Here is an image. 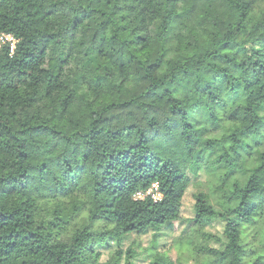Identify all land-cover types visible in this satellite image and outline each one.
Segmentation results:
<instances>
[{
    "label": "trees",
    "instance_id": "obj_1",
    "mask_svg": "<svg viewBox=\"0 0 264 264\" xmlns=\"http://www.w3.org/2000/svg\"><path fill=\"white\" fill-rule=\"evenodd\" d=\"M0 35V264H264V0H0Z\"/></svg>",
    "mask_w": 264,
    "mask_h": 264
},
{
    "label": "rangeland",
    "instance_id": "obj_2",
    "mask_svg": "<svg viewBox=\"0 0 264 264\" xmlns=\"http://www.w3.org/2000/svg\"><path fill=\"white\" fill-rule=\"evenodd\" d=\"M5 41H12L10 36L0 35V44ZM254 161L253 158H249L245 160V167L249 168ZM226 169L224 167L217 166L207 168L205 171H201L200 176L195 179L194 184L188 188L186 191L183 202H182V218L181 222H174L171 226L163 228L161 231V237L158 240V248L160 250H166L169 256L174 259H180L181 262L190 261V257L192 256L191 252L188 249V245L183 236L185 234L184 230L188 228L190 223V217L193 213L192 203H193V194L197 190H204L205 192L210 193L212 197V202L217 208L224 207L226 204L219 196V192L217 187H222L225 189L227 187V183L230 181L225 178ZM241 182L244 181V175L239 172L235 174ZM199 182V184L197 183ZM214 227L206 228L207 231H211L215 234H220L222 224L216 221L213 224ZM132 240H135L139 244V248L135 246V255H134V264H145L148 260L147 253L145 251L146 246L151 240V233H147L145 235H141L137 237L136 235H131L125 240L126 244H129Z\"/></svg>",
    "mask_w": 264,
    "mask_h": 264
},
{
    "label": "built area",
    "instance_id": "obj_3",
    "mask_svg": "<svg viewBox=\"0 0 264 264\" xmlns=\"http://www.w3.org/2000/svg\"><path fill=\"white\" fill-rule=\"evenodd\" d=\"M153 191H154V193L152 194V196H153L154 198L158 197L159 195H158V193H157V189H156L155 186H153ZM155 191H156V192H155Z\"/></svg>",
    "mask_w": 264,
    "mask_h": 264
}]
</instances>
